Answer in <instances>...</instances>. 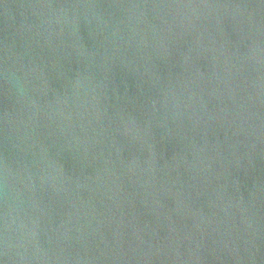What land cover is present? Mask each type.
I'll use <instances>...</instances> for the list:
<instances>
[{
	"label": "water",
	"instance_id": "obj_1",
	"mask_svg": "<svg viewBox=\"0 0 264 264\" xmlns=\"http://www.w3.org/2000/svg\"><path fill=\"white\" fill-rule=\"evenodd\" d=\"M0 264H264V0H0Z\"/></svg>",
	"mask_w": 264,
	"mask_h": 264
},
{
	"label": "clouds",
	"instance_id": "obj_2",
	"mask_svg": "<svg viewBox=\"0 0 264 264\" xmlns=\"http://www.w3.org/2000/svg\"><path fill=\"white\" fill-rule=\"evenodd\" d=\"M9 81L18 90L23 91L21 85L19 84V81L16 79V77L14 75L9 76ZM6 175L8 177L11 176V171H10L9 166L6 168ZM6 197H7V209L8 210H7L6 217H5L4 243H5L6 249H8V250L16 249L19 251V249L23 247L21 240H17L16 242H13V239L10 235V228H11V224L13 222L12 221L13 213L16 211L15 198L12 195L10 184L7 185Z\"/></svg>",
	"mask_w": 264,
	"mask_h": 264
}]
</instances>
